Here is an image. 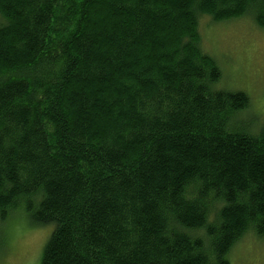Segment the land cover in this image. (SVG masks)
<instances>
[{
  "label": "trees",
  "instance_id": "16d2710c",
  "mask_svg": "<svg viewBox=\"0 0 264 264\" xmlns=\"http://www.w3.org/2000/svg\"><path fill=\"white\" fill-rule=\"evenodd\" d=\"M249 14L264 0H0V218L53 225L41 264H231L264 235V126L199 31Z\"/></svg>",
  "mask_w": 264,
  "mask_h": 264
},
{
  "label": "rangeland",
  "instance_id": "374dc122",
  "mask_svg": "<svg viewBox=\"0 0 264 264\" xmlns=\"http://www.w3.org/2000/svg\"><path fill=\"white\" fill-rule=\"evenodd\" d=\"M199 20L202 49L222 72L217 88L249 94L250 106L240 121L264 126V26L250 14L217 22L206 15ZM52 230V224H35L24 205L11 210L0 218V264H41ZM229 259L231 264H264V235L251 229Z\"/></svg>",
  "mask_w": 264,
  "mask_h": 264
}]
</instances>
